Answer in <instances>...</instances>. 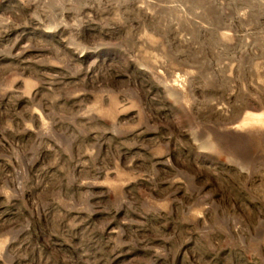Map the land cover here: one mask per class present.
<instances>
[{"label": "rangeland", "instance_id": "1", "mask_svg": "<svg viewBox=\"0 0 264 264\" xmlns=\"http://www.w3.org/2000/svg\"><path fill=\"white\" fill-rule=\"evenodd\" d=\"M0 264H264V0H0Z\"/></svg>", "mask_w": 264, "mask_h": 264}]
</instances>
